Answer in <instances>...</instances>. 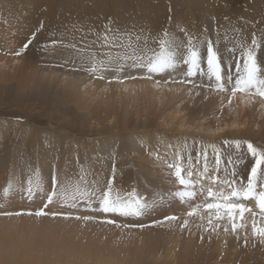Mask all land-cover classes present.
Instances as JSON below:
<instances>
[{"label": "rangeland", "instance_id": "374dc122", "mask_svg": "<svg viewBox=\"0 0 264 264\" xmlns=\"http://www.w3.org/2000/svg\"><path fill=\"white\" fill-rule=\"evenodd\" d=\"M106 19L113 21L114 27L133 34L140 33L142 36L157 37L167 30L178 41L185 42L186 37L181 33V27L187 28L190 34L201 38L204 35V30L207 29V33L215 40L214 29L218 21L220 25L218 47L222 61L229 69L226 73H230L235 78L236 72L232 65H235V58L238 60L240 54L238 51L233 54L230 49L242 38L249 40L252 35H255L257 39H260L261 34L264 33V0H0V213H25L20 216L0 215V264H111L109 261L112 260L109 256H113L112 254H115L118 248L115 244L118 241L117 234L124 233L125 237L130 238L127 239L128 244L130 243L127 247L134 246L131 239L137 238L136 235L127 234L128 231L121 229L119 225H117L119 229L114 228L115 224H123L119 219L122 216L88 210L89 207L98 208L95 197L92 198L91 205H88L84 200H77L75 208L62 206L63 201L54 198L53 203L44 208L47 196L52 190L51 180L54 173L59 181L57 188L67 186L71 192L76 185H79L82 190L89 191L104 188L114 171L117 172L114 180V195L119 193L122 196H127L136 189L137 195L151 205L154 199L161 200L159 195L163 198L166 190L168 192V186H179L174 182L170 171L164 168L166 161L174 158V149L169 148L168 145L183 146L186 143L187 149L183 152L185 169L191 166L195 173L202 170L203 160L198 157L197 151L192 150L191 146L203 145L208 149L210 168L214 166L213 150L224 152L219 173L222 179L226 176L232 178L235 180L236 186H239L241 182L246 183L252 165H249L245 171H241L244 172L243 175L238 171V166H242V162H246L247 158L234 155L233 158L236 160L233 162L235 164H229L227 163L229 160L226 161L227 154H230L225 150L233 149L234 152L235 148L234 146L227 147L224 142L230 143L236 140H210L207 137L195 136L191 133L193 131L186 132V129L194 130L196 128V132L203 131L210 134L205 120L217 117L212 115L205 119L203 114H192L190 111L181 112L180 115L181 102L175 105L176 109L174 110L167 111V113L160 111L162 102L168 99L167 97L172 92L173 94L177 92L170 84L179 83L182 85L181 81H185L184 68L178 67L174 72L154 76L152 79L137 78L136 80L139 79L140 82L134 87L126 88V83L122 82L124 85L118 89L119 82H115L118 74L107 72L104 74L105 79H95L87 73L71 71L68 66H61L64 57L69 54L67 50L62 46H57L55 49L49 48L48 51H45L41 46L50 43L51 39H62L64 43L77 44L83 40L92 44V41L96 39L95 33L102 31L101 26L104 25ZM41 25L43 26L42 30ZM33 32L37 33L36 39L23 55L17 56L15 53L27 42ZM257 64L261 68V72L264 73V40L261 41V47L257 49ZM202 66L206 71V64ZM141 74L144 73L132 71L119 75L123 78L128 75L142 76ZM201 76L189 78L188 82H184V87L208 89L207 84L194 81L196 77ZM202 77L208 79L207 76ZM110 80L113 82H109ZM158 80L159 82H157ZM141 81L143 82L141 83ZM72 82L76 83L80 96H86L90 105L94 103L93 107H90L92 110H78L82 113L85 112L84 114L90 112L89 123L84 122L82 116L75 112L76 103L73 101L70 103V99L62 94L63 88H69ZM152 82L163 84L167 88L155 98L156 103L153 107L155 111L151 117L156 126L154 125V128L144 127L146 129L133 132L135 130L133 126L137 127L139 123L145 124L146 118H141L139 111L143 109L146 112L148 106H152L142 103L144 101L140 100L143 98L142 93L145 92L147 86H152ZM129 83L132 85V82ZM227 87L228 91H213L223 93L225 98L223 105L225 110L218 108L214 112L218 113L219 117L214 121L215 125L211 127L213 130L225 127L226 131H234V129L247 127L249 122L248 119L240 117L239 106L232 99L231 85L229 84ZM130 90L133 91V94H137L134 95V99L131 103L129 102L130 105L127 107V111H132L134 114L135 125L131 123V128L110 130L113 131L110 132L111 134L106 130L103 131L107 124H113L116 119L113 114L96 111V100H106L107 97H110L111 100L110 98L109 100L118 103V106L121 103V96L127 95L126 91ZM178 92L183 93V90ZM236 95L250 97L251 102L255 103L256 101L255 104L263 102V105H258V109L264 111V101H261L259 97H256L257 100L251 93ZM95 111L97 115H93ZM118 111V114L121 115L123 112L125 113L121 107ZM226 113L224 122L218 120ZM186 115L187 117L183 118ZM172 116H177L178 121L172 125L169 123V128L165 125V121ZM117 122H119L118 126L123 123L121 119ZM179 125H185L184 132L186 133L177 131L176 128L183 127ZM253 125L254 123L251 124V126ZM191 127L194 129H190ZM257 128L258 126L254 127V129ZM156 136H161L162 139L157 143H160L159 146L151 152L154 159L160 156L155 160L157 164L154 165V173L156 175V172L163 173L158 177L162 178L163 190L166 188L164 194L157 190L158 196H156L157 192L156 195L150 192L155 177L151 170L152 167H150L151 164L146 163L147 158L151 155L148 150L147 155L144 151L145 143L154 145L153 141ZM256 142H253L255 146L264 147L262 141H258L257 144ZM135 144L139 152L129 148ZM166 148L169 149L168 152ZM163 153L164 155H162ZM122 158L125 159L124 164L117 163ZM251 161L253 164L252 158ZM77 162L87 164L86 168L88 169H84L86 172L76 165ZM153 163L155 164V162ZM160 165L163 168L159 167ZM236 168L239 175L231 177V172ZM136 175L140 176L139 179H136L137 187L134 184L128 191L127 189L124 191L125 185H119L121 179L129 176L128 179L131 183L132 178L135 176V179ZM193 178L195 179V176ZM29 182H31V194L28 192ZM204 184L207 186L208 181L205 180ZM169 198L173 199V202L167 201L169 202L167 205L161 206V210L158 209L159 213H155L156 215L150 213L147 220L139 219L141 222L136 224L149 226L152 222L156 224L157 221H162L166 216H160L165 213L164 209L168 212L175 203L179 202L183 205V209L181 211L179 209L171 210L180 213L181 218H184L182 221L185 219L191 221L192 219L193 225L195 224L192 228L200 229L198 234L203 231L202 236L213 235L216 237L219 230L222 233L227 232L224 231L225 223L223 221L214 220L213 224L216 227L209 226L207 213H202L204 219L200 218V214L185 218V215L182 214L187 215L190 210L189 205L175 198L172 193ZM195 200L197 201L192 203L199 204L203 202L204 197L198 195ZM245 203L255 211L256 207H253L255 202ZM150 208L148 209L150 210ZM41 209L48 212L49 215L36 217L26 214ZM52 212L68 214L71 218L65 219L60 215L53 218L50 214ZM77 216L80 219H76ZM84 217H88V219H84ZM129 218L133 220L135 217L129 216ZM108 220H113L115 223H107ZM80 222H84V225ZM252 222V215L246 213L243 221L245 229L241 235L249 237L252 232ZM225 235L230 238L229 233ZM248 237L245 239L249 240ZM232 239L230 238V240ZM247 243L251 252L263 249L259 248L262 242L254 245L249 241ZM212 245L210 252L199 254V261H202L203 264H208L210 255L213 256V254L216 261L209 264H241L239 262L231 263L230 259L223 260L225 263L222 262L221 255L217 256L214 251L215 243ZM195 250L196 253L199 251L197 248ZM229 255L234 257L230 252ZM225 257L228 255L222 258ZM252 258L254 259V257ZM249 262L247 264H258L252 259Z\"/></svg>", "mask_w": 264, "mask_h": 264}, {"label": "snow or ice", "instance_id": "6c2138e0", "mask_svg": "<svg viewBox=\"0 0 264 264\" xmlns=\"http://www.w3.org/2000/svg\"><path fill=\"white\" fill-rule=\"evenodd\" d=\"M227 19V18H226ZM114 22L106 19L104 25L101 26L102 31L95 33L96 39L92 44L86 41L77 43H64V41L51 39L50 43L42 44L45 51L49 48L55 49L62 46L69 53L64 57L61 66H68L71 71L84 72L95 79H105V73L114 72L117 75L115 82H124L125 79H152L154 76H162L165 73L174 72L178 67L185 69V81L197 75L207 76L208 80L213 82L208 86L219 92L228 91L227 85H231L230 91L232 96L237 93L258 96L264 101V73L257 64V49L261 47V41L264 40V33L260 39L252 35L249 40L243 38L233 44L230 51L235 54L237 51L240 58L235 62V78L230 73H226L223 65L221 53L218 47L220 40V25L217 21L214 29L216 39L214 40L207 29L201 37L190 34L185 27H181L180 31L186 37L185 41H178L167 30L157 37L142 36L140 33L133 34L123 31L119 27H114ZM41 30L43 26L41 25ZM36 32L22 45L17 56L23 55L29 48V45L36 39ZM206 64V71L202 65ZM128 71H142V76L128 75L123 78L119 74ZM227 77V79H226ZM113 82V81H109ZM159 82V81H157ZM229 148L233 147L238 151L250 156L254 163L250 168V173L246 178V183L241 182L236 186L234 179L219 175L221 172V163L223 153L217 150L214 152V166L210 168L207 148H202L198 153V157L203 160V167L199 173H195L191 166L185 169L183 161L185 159L183 152L187 149V144L183 146H174L169 144V148H173V160L166 161V167L174 177V182L178 183L180 188L172 193L175 198L189 205L187 215L189 217L197 216L204 219L202 213H207L208 224L216 227L213 221H227L231 225V231L237 233L238 228L245 227L243 221L245 214L250 213L253 217L252 235L264 240V147L254 146L252 142H241L236 140L229 143L224 142ZM151 149H149V155ZM231 161V155H229ZM231 177H235V171L231 172ZM195 176V179L193 178ZM83 179V177H81ZM115 172L110 179L107 180L104 188H98L95 191L87 189L82 190L76 185L74 190L69 192L67 186L57 188L59 183L55 173L52 176V190L47 196V208L53 203L54 198L63 201L62 206L70 208L76 207L77 200H84L88 205L93 202L98 204V208L89 207L90 211H100L102 213H113L122 217H139L142 213L152 207L146 200L137 195L135 190L127 196L119 193L114 195ZM208 181L205 186L204 181ZM28 192L31 194V182H29ZM203 196L202 203L193 204L192 202L197 196ZM255 202L257 211H253L252 207L245 202ZM22 212H4L0 215L20 216ZM27 215L43 217L49 215L43 209L28 212ZM53 218L60 215L65 219L71 218L70 215L64 213H50ZM80 219L79 216L75 217ZM258 218V220H257ZM88 219V217H84ZM175 215L165 216L162 221L156 223H165L168 221H176ZM241 223H237V221ZM259 221V223H258ZM107 223L113 224L115 221L108 220ZM182 227H188L185 220ZM224 231H228L225 227ZM247 240L245 239V245Z\"/></svg>", "mask_w": 264, "mask_h": 264}, {"label": "bare ground", "instance_id": "6f19581e", "mask_svg": "<svg viewBox=\"0 0 264 264\" xmlns=\"http://www.w3.org/2000/svg\"><path fill=\"white\" fill-rule=\"evenodd\" d=\"M235 59L237 60V58H235ZM261 60H262V58H261ZM232 66H233V68H235V65H232ZM224 67H225V71L228 72L229 69H227V66L224 65ZM130 72H132V71L126 70L124 73H130ZM177 78H181V77H177ZM134 80L135 81H133L132 79L131 80L130 79H128V80L126 79V81H124L126 83V88L128 86L134 87V86L137 85V83L140 82L139 79L138 80L134 79ZM194 81L197 82V83H200V82L201 83H205L207 85H209L210 83H213V82L209 81L208 79H206L205 77H202V76L201 77H196V79ZM129 82H132V85H129L130 84ZM142 82L143 81H141V83ZM183 84H184V82L182 83V85H180L179 83H176L174 85L170 84V86H173V88H175V90L177 92H175V94H173V92H172V94L167 97L168 99H166L164 102H162V104L160 106V111L161 112L167 113V111H171V110L176 109L175 105L178 104V102L182 103L181 107H180V108H182L181 111H180V115L182 114L181 112L190 111V112H192V114H194V113H197L198 115L199 114H203L204 115L203 118H205V119L207 117L212 116V115H213V117H217L218 118L219 114L218 113H214V112L217 111L218 108H220V109L222 108V109L225 110V108H223L224 107L223 105L225 103V98L223 96L224 95L223 93L213 92L215 90L213 88H210L211 89L210 90L209 87H208V89L207 88L202 89V88H197V87L195 89H192L190 86H187L188 87L187 88L186 86L184 87ZM121 85L123 86L124 84L119 82L118 83V89L120 88ZM99 86L101 87L100 83H99ZM77 90H78V87H77L76 83L72 82V83H70L69 88H63L62 94L66 95L68 97V99H70V103L72 101L74 103H76V107L74 109L75 112L77 113V115L82 116V119H83L84 122L86 121V123L87 122L89 123L88 118H89L90 112H88V113L86 112L88 114L87 115V114H84L85 112L82 113V112H79V111L81 109H85L87 111L88 110H92L90 107L91 106L93 107L94 103H92L90 105L87 102L88 101L87 97L86 96L85 97L84 96H80L79 95V91H77ZM164 90L166 91L167 88L164 87L163 84H160V83H157V82L156 83L152 82V86L151 87L147 86V89L145 90V92L142 93L143 98H140V100L144 101L142 103L149 104V105H152V106H148L146 112L143 109H141L142 111H139L140 112V114L138 113L139 116L141 118L145 117L147 119V121L145 119L144 120L145 124L139 123L137 127L133 126V129H135L133 132H135L137 130H139V131L140 130H144V129H146L144 127H149V126L154 128V125H155L154 122H153L154 119L151 117V115L155 111L153 109V107H154V105L156 103L155 102V100H156L155 98L158 97V94H160V93L162 94V92ZM171 90H172V88H171ZM181 90H183V93H179L178 92V91H181ZM192 90H194V91H192ZM126 93H128V94L127 95L124 94V96H121V103H119V105H118L119 107L117 106L118 103L110 101L111 100L110 97H107L106 100H103V99L96 100L95 99L97 101L96 111L100 110L101 112H104L106 114H113L115 119H116L115 122H113V124H107L105 126V128H103V131L106 130V131H108L110 133V132H113V131H110V130H117V129H121L122 130L123 128H127V127L131 128V126H132L131 123L134 124V122L136 121V119L134 118L133 112L129 111V110L127 111V109H128L127 107L130 105L132 99H134V95H137V94L136 93L133 94L132 90H130L129 92L126 91ZM177 93H179V94H177ZM246 95H248V94H246ZM240 97H242V98H240ZM256 97H258V96H255V99H257ZM109 98H110V100H109ZM232 99L234 101H236L238 106H239V110L238 111H239L240 117L242 116L241 118L248 119L249 122H248L247 127L242 128V129H238V130L234 129V131H231V130L230 131H226V130H224L225 127L221 128V129L213 130L211 127H213V125H215L214 121L217 118H212L211 117V118H207L205 120L206 121L205 125L208 126L207 130H209L211 132L210 134L209 133H204L203 131L202 132H200V131L196 132V128L194 129V127L190 128V129H194V130L186 129V132L190 133L189 131H193L191 133L195 134V136L197 135V137H198V135H199V137L200 136L207 137V139H210V140L211 139H219V140L220 139H225V140L231 139L230 141H232V140H243V141H247V142H252V140H254L255 142L256 141L257 142L258 141H262L264 143V111H262L261 109H258V105H260V104L263 105L262 104L263 102L260 103V104H255L256 101H255V103L251 102L252 101V100H250L251 98L247 97L245 95L244 96L235 95V96H232ZM106 104H107V106H106ZM120 107L123 108V110H125V113L124 112L122 113L123 115L118 114L119 113L118 110L120 109ZM145 108H146V106H145ZM96 111L94 112L95 114H93V115H97ZM101 112H99V113L101 114ZM226 116H227V113H226V115L220 116V119H218V120L224 122V120H225L224 118ZM96 117H98V116H96ZM186 117H187V115L184 116L183 118H186ZM120 119L123 121V123L118 126L119 122H117V121H119ZM189 120H190V118H189ZM175 121H178L177 116H172V117L168 118V120L165 121V125H167V127L170 128L169 123L172 125L173 123H175ZM253 123H254V125L251 126V124H253ZM136 124H137V122H136ZM165 125L163 126L164 128H165ZM193 125L195 126V124H193ZM179 126H183V127L176 128L177 131L178 132H182V131L184 132V130H185L184 126L185 125H179ZM256 126H258V128L254 129V127H256ZM209 128H211V129H209ZM186 132H184V133H186ZM144 137H146V136H144ZM141 139H143V138H141ZM161 139H162L161 136H156L155 140L154 141L152 140L154 145L153 144H149V145L147 144L146 145V143H145V149L144 148L143 149H144L146 155L149 153V149H151V152H152L153 150L156 149V147L159 146L160 143L159 144H157V143L160 142ZM257 142H256V144H257ZM71 145H72V143H71ZM128 145H129V143H128ZM254 146H255V144H254ZM204 147L205 146L198 145V144H195V145L191 146L192 150L195 149L197 151V153H199L202 150V148H204ZM129 148H131L132 151L135 150V151L139 152L138 151V147H137L136 144L131 146V147H129ZM147 150H148V153H147ZM166 150L168 152L169 149L166 148ZM140 151H142V150H140ZM207 151H208V149H207ZM225 151L229 152V154L231 155V161H228L229 160V155L227 154V158L228 159L226 161H228L227 163H229V164L230 163L235 164V162H233V161L236 160V159L233 158L234 155H239V156L241 155V157L247 158L246 162L245 161L242 162V164H241L242 166H238V164H237V166L239 167V169H238L239 172L245 171L248 168L249 165H252V161H251V157L250 156H246V155H244V153L238 152L236 149H234V152H233V149H231V150L226 149ZM220 152L224 153L223 151H220ZM122 154H124V153L122 152ZM150 155L151 156H149V158H147L146 163L148 162V163L151 164L150 167H152L151 170L154 173V167H155L154 165L157 164V161H155V160L160 158V156H158V158L154 159V158H152V156H153L152 153ZM162 155H164V153ZM224 157H226L225 154H224ZM190 158H192V157H190ZM60 161H62V160H60ZM124 161H125V159L122 158V160L117 161V163L122 164ZM168 161H171V160H168ZM153 162H155V164ZM79 163L76 164V165H78V167H80V169H82V170L88 169V168H86L87 164H85V163L84 164H79ZM67 164H70V163H67ZM108 166H109V164H108ZM159 167L163 168V166H161V165ZM166 168L167 167H166V164H165V168L164 169H166ZM95 170H96V168H95ZM99 171H101V170H99ZM238 171H237V168H236L235 169L236 175H239L237 173ZM71 173H69V174H71ZM156 173H157V175L154 173L155 181L152 184L153 187L150 189L151 191L150 190L149 191L152 192V194L154 193V195H156L155 193L157 192L156 196H158V191H160V193L164 194L166 188H165V190H163L164 186H162V184H163L161 182L162 178L158 177V176L162 175L163 173H158V172H156ZM243 173L244 172H241V175H243ZM93 175H95V174H93ZM111 175H113V173ZM151 175H152V173H151ZM226 175H228V174H226ZM128 177L129 176H127L126 178L121 179L120 183L118 182L119 185L121 184V186L125 185L123 187L125 189L124 191H126V189L128 191L130 189V187H132L134 184L137 187L136 179L140 178V176L136 175V178L134 179V177H135L134 176L132 178V180H131V183H130ZM70 178H72V177L70 176ZM92 178H94V177H92ZM118 179H120V178H118ZM128 183H130V184H128ZM166 185L168 186V184H166ZM179 188H180V186H178V187L173 186V185L172 186L171 185L168 186L167 187L168 192L166 190V194H164L163 198H162V196L159 195L161 200L160 199L159 200L154 199V201L151 204L153 206L150 208V210L149 209L145 210V212L142 213V215H140V217H135L136 219L133 218V220H131V218H129V217H127V218L120 217L119 218L118 216H116L117 218L120 219V221L123 224H115L116 227H114V228L119 229V226H121V229L123 228L126 231H128L127 234H129V233L131 234L132 233V235L133 236L136 235L137 238L133 237L131 239L134 242L132 244L134 246L127 247L130 244V243L128 244V240L130 238L125 237L126 235L124 233L117 234L116 239H118V241H116L115 244L117 245L118 248L116 249V251L114 250L116 253L112 254L113 256H111V257L109 256L110 260H112V261H109V263H111V264H186V263H188V264H203L202 261H199L200 260L198 258L199 254H207V252H210L211 251L210 248H211V246H213L212 244L215 243L214 251L217 253V256L221 255L220 257L222 259V262H224L223 260H227L228 261L230 259L231 263L239 262L241 264H247V262H249L252 259V260L256 261V263H258V264H264V247H263L264 246V240H261L258 237H253L252 232H251L249 237L247 236L248 239H249V240H247V242L249 241L250 243H253V245L257 244V243L260 244L262 242L261 245L259 246V248H263V249H259V250H256L254 252H251L249 246L247 245L248 243L245 245V240L244 239L247 238V237L241 235L242 233H244V229L245 228L244 227L238 228L237 233H233L231 231L230 223H228L226 220L223 221V222L225 223V227L228 228L227 232L222 233L218 229L219 233H218V236H216V237H213V235L212 236L208 235L207 237L202 236V232L203 231L198 234V230L200 231V229L192 228L195 225V224L193 225L192 219H191V221L185 219L188 222V227L185 228V227L181 226L183 224V222L185 221V220L182 221V219H184V218H181V216H180L181 214L178 213L177 211L171 210V209H177V210L179 209V211H181L183 209V205H181L179 202L175 203L174 207H172L168 212H166L165 209H164L165 213L163 215L160 214L161 217L164 216V215H166V216L175 215V216L178 217V219L176 221H168V222H165V223H156V224H153V222H152V224H149V226H145V225L141 226L140 224H139V226L137 225L138 223L141 222V221H139V219H142V221L143 220L145 221V220L148 219L150 213H153V214L159 213L158 209L161 210V206L167 205L170 201L173 202L172 201L173 199L171 200V198H169V195H170V193H173V191L175 192ZM135 191H136V189H135ZM167 201H169V202H167ZM194 201H197V200H194ZM167 207L170 208V206H167ZM253 207H256V206L254 205ZM255 211H257L256 208H255ZM182 215H185L184 216L185 218L189 217L186 214H182ZM189 218H191V217H189ZM80 223L82 225H84V222H80ZM134 223L135 224L137 223L136 226H135ZM237 223L239 224L241 222L238 220ZM117 225H119V226H117ZM226 233H229L230 234V238H233V239L230 240V238L227 235H225ZM251 237L253 239H255V240H253ZM149 242L151 243V245H150ZM254 242H256V243H254ZM109 244H111V243H109ZM147 246H149V247H147ZM195 248L199 249V251H198L199 253L198 252L196 253ZM229 252L232 253L234 257H230L231 255H229ZM227 255H228V257L222 258V257L227 256ZM205 256H207V255H205ZM210 256L211 257H210V259L207 262L208 264L210 262L216 261V260H214V257H213V256H215L214 254H213V256L212 255H210ZM252 257H254V259ZM200 258L203 259V257H201V256H200ZM218 260L220 261V259H218Z\"/></svg>", "mask_w": 264, "mask_h": 264}]
</instances>
